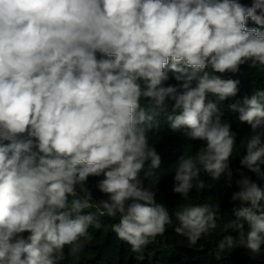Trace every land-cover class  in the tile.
Here are the masks:
<instances>
[{"label": "clouds", "instance_id": "9594fccd", "mask_svg": "<svg viewBox=\"0 0 264 264\" xmlns=\"http://www.w3.org/2000/svg\"><path fill=\"white\" fill-rule=\"evenodd\" d=\"M242 65L264 72V0H0V264L78 258L98 216L119 217L111 231L138 261L169 226L190 246L212 235L219 208L188 201L202 173L233 185L237 134L219 104L238 95L224 74ZM230 107L251 128L240 167L257 179H235L243 206L223 226L238 235L217 259L264 246V89ZM162 117L204 142L173 165L174 211L140 179L161 166L150 133ZM90 177L107 199L93 203Z\"/></svg>", "mask_w": 264, "mask_h": 264}, {"label": "trees", "instance_id": "16d2710c", "mask_svg": "<svg viewBox=\"0 0 264 264\" xmlns=\"http://www.w3.org/2000/svg\"><path fill=\"white\" fill-rule=\"evenodd\" d=\"M241 2L246 5L251 4V0H241ZM247 26L249 28L258 27L250 20ZM172 75L170 74V76ZM224 78L240 81L238 95L219 104L224 114L223 118L231 123L232 131L237 134V148L230 159L234 173L233 185L229 188L223 178L220 181H213L207 174L202 173L201 178L207 187L194 189L188 201L192 204L209 203L213 207L219 208L217 217L220 225L217 230L212 235L202 239L197 245L190 246L183 237L176 235L173 226H169L165 236L158 237L155 242L148 246L145 259L138 261L130 247L124 242L118 241L111 231V225L118 223L119 217L98 216L104 227L90 229L94 239L78 258L69 256L66 248V258L62 264H264V246L259 253H253L244 247L237 246L222 253L219 259L215 256L216 245L224 235H238L235 232L226 233L223 226L224 223L235 220L234 210L243 206L240 201L234 202L231 199L232 193L239 190L235 185V179L239 178L240 171L245 172L254 181L257 179L254 173L240 167V158H242L244 150L239 147V144L242 139L251 134V128L239 121V113L232 111L230 105L242 101L245 95H251L255 89H264V72L259 68H251L249 65H242L237 73L224 74ZM168 83L176 84L177 81L171 78ZM208 99L216 102V97L212 95H209ZM150 142L161 156V166L155 170L154 175L146 177L145 173L141 172L140 179L145 187L152 184L153 191H156V199L174 211L175 207L184 201L179 194L172 191L175 170L173 165L180 156L194 154L195 151L204 146V142L189 141L182 133L173 132L166 117H162L159 128L150 133ZM145 171H148L147 166ZM98 179L89 178L88 186L93 193V203H96V200L107 199V196L100 193L95 187ZM87 211H96V208ZM245 228L247 229V225ZM24 235L26 237L28 234L25 233Z\"/></svg>", "mask_w": 264, "mask_h": 264}]
</instances>
